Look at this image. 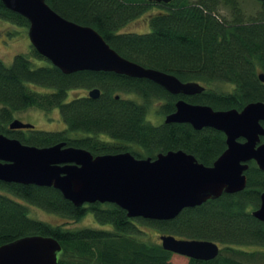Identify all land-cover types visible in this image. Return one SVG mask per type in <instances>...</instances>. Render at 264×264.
Here are the masks:
<instances>
[{
    "label": "trees",
    "instance_id": "trees-1",
    "mask_svg": "<svg viewBox=\"0 0 264 264\" xmlns=\"http://www.w3.org/2000/svg\"><path fill=\"white\" fill-rule=\"evenodd\" d=\"M63 16L97 27L120 53L146 66L163 69L182 80H198L205 90L183 95L215 108H243L264 101V0L246 16L239 0H172L149 16V29L126 31L149 0H47ZM230 8L231 16L222 11ZM1 18L18 25L29 19L0 0ZM224 86H220V85ZM101 88L98 97L70 92ZM182 96V95H181ZM163 113L175 109V93L147 77L115 71L77 70L66 73L34 45L14 54L9 64L0 58V132L24 143L45 146L60 140L90 149L94 154L131 150L136 156L156 157L161 151L185 149L212 164L226 148L225 133L190 122L151 121L148 112L163 98ZM65 126L59 130L30 129L29 135L9 129L16 111L58 107ZM264 123V121H263ZM264 138V136H263ZM246 187L223 192L203 203L185 207L169 219L129 216L116 202L77 205L51 185L0 180V245L21 235H54L61 243L57 264H173L172 250L161 240L147 241L141 225L178 237L214 239L220 252L210 259L189 258L186 264H264V221L252 213L264 191V169L255 160L247 169ZM80 219L92 211L109 227H71L32 216L29 203Z\"/></svg>",
    "mask_w": 264,
    "mask_h": 264
},
{
    "label": "water",
    "instance_id": "water-1",
    "mask_svg": "<svg viewBox=\"0 0 264 264\" xmlns=\"http://www.w3.org/2000/svg\"><path fill=\"white\" fill-rule=\"evenodd\" d=\"M168 3L172 0H149ZM29 19L32 45L64 72L115 71L147 77L175 94L192 95L205 90L200 81L182 80L176 74L131 60L114 48L97 27L69 19L47 0H3ZM264 81V71L260 72ZM101 88L89 94L98 97ZM190 122L195 128L212 126L226 135L227 146L212 164L185 149L159 152L156 157L136 156L131 150L94 154L88 148L48 146L22 142L0 132V180L53 185L75 204L116 202L129 216L169 219L185 207L195 206L223 192H237L247 185L250 161L264 169V101L253 100L243 108H215L180 97L165 122ZM10 128H34L19 118ZM264 221V191L252 210ZM162 245L188 257L210 259L220 252L214 239L178 237L161 233ZM62 243L54 235L27 234L0 245V264H57ZM214 256V257H213Z\"/></svg>",
    "mask_w": 264,
    "mask_h": 264
},
{
    "label": "rangeland",
    "instance_id": "rangeland-1",
    "mask_svg": "<svg viewBox=\"0 0 264 264\" xmlns=\"http://www.w3.org/2000/svg\"><path fill=\"white\" fill-rule=\"evenodd\" d=\"M240 5L245 12L246 16H253L261 7L260 0H239ZM165 8L160 3H152L148 4V7L138 16L134 17L123 27V30H130V31H146L149 27V16L152 13H156L164 10ZM228 17L231 16L230 8L223 7L222 11ZM28 26L18 25L12 21L7 19L1 18L0 16V58L7 62L11 63L13 61L14 54L18 52H30L32 49V43L28 34ZM224 86V85H220ZM88 88H77L70 92V97L74 94H84L87 92ZM165 101H161L160 99H155L152 102L151 108L148 112L149 119L156 124H159L164 119L163 111L161 110V105L164 104ZM1 107V105H0ZM16 118H19L23 121L32 122L35 124L36 128L38 129H59L65 126L63 118L61 116V112L58 107H55L52 110H43L38 107H30L26 108L23 111H16L15 114ZM28 129H24L26 131ZM29 210L32 216L40 219L47 220L51 223H65L71 227H82V226H96V227H109L110 224H105L99 222L92 211L84 214V216L78 220L76 219H69L64 214L50 212L42 207L29 203ZM144 229V233H138V235L147 240V241H159L160 240V232L153 228L152 226L148 225H141ZM189 260V257L183 255L182 253L173 252L172 261L173 264H186Z\"/></svg>",
    "mask_w": 264,
    "mask_h": 264
},
{
    "label": "flooded vegetation",
    "instance_id": "flooded-vegetation-1",
    "mask_svg": "<svg viewBox=\"0 0 264 264\" xmlns=\"http://www.w3.org/2000/svg\"><path fill=\"white\" fill-rule=\"evenodd\" d=\"M90 88V87H89ZM89 88L87 89V92L86 93H84V95H90L89 94ZM174 94V93H173ZM182 94H175V96H176V99H175V109H176V101L180 98V97H183V95L181 96ZM161 101H165V99H164V97L163 98H159ZM174 109V110H175ZM174 110H172V111H174ZM172 111H170V112H172ZM170 112H167V113H165L164 114V119H163V121L161 122V123H163L164 121H165V117H166V115L168 114V113H170ZM8 127H9V125H8ZM9 129H11V130H18L19 132H21L23 135H29L30 134V129H36V127L35 128H31V127H23V128H10L9 127ZM24 129H28V130H26V131H24ZM61 129V128H60ZM51 130H54V129H51ZM55 130H59V129H55ZM61 142V141H66V140H58V141H56V142H54V143H49L50 145H52V144H55V143H58V142ZM48 144V145H49ZM48 145H45V146H48ZM66 145H69V144H67V141H66V143H65V146Z\"/></svg>",
    "mask_w": 264,
    "mask_h": 264
}]
</instances>
